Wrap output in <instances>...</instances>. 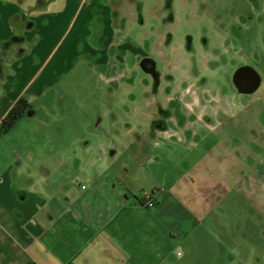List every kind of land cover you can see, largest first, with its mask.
I'll use <instances>...</instances> for the list:
<instances>
[{
    "label": "rangeland",
    "instance_id": "374dc122",
    "mask_svg": "<svg viewBox=\"0 0 264 264\" xmlns=\"http://www.w3.org/2000/svg\"><path fill=\"white\" fill-rule=\"evenodd\" d=\"M114 4L105 64L83 61L72 89L49 105L37 103L36 113L1 136L0 158L12 165L11 174L18 169L28 192L38 181L44 186L42 166L53 161H67L70 176L80 165L143 160L169 173L170 183L174 177L189 182L196 172L200 179L198 171L209 168L220 204L207 226L177 248L178 258L264 264V0ZM144 59L155 61L157 79L143 68ZM241 66L259 73L257 91L238 93L233 75Z\"/></svg>",
    "mask_w": 264,
    "mask_h": 264
},
{
    "label": "crops",
    "instance_id": "0c3cea01",
    "mask_svg": "<svg viewBox=\"0 0 264 264\" xmlns=\"http://www.w3.org/2000/svg\"><path fill=\"white\" fill-rule=\"evenodd\" d=\"M114 1L0 0V124L20 98L30 103L32 116L34 105H49L58 92L72 89L83 61L105 64ZM13 36L21 41L2 46ZM2 161L0 264H189L177 248L207 226L220 204L213 200L209 168L198 171L200 179L196 172L189 182L174 177L170 183L169 173L143 160L80 165L70 176L67 161H53L42 166L44 186L38 181L28 192L18 169L11 174L12 165ZM80 174L87 184H79Z\"/></svg>",
    "mask_w": 264,
    "mask_h": 264
},
{
    "label": "trees",
    "instance_id": "16d2710c",
    "mask_svg": "<svg viewBox=\"0 0 264 264\" xmlns=\"http://www.w3.org/2000/svg\"><path fill=\"white\" fill-rule=\"evenodd\" d=\"M20 41L21 38L13 36L12 38L4 41L2 46L6 48L7 46H10V44L12 45ZM31 112H33V110L30 103L26 100V98H20L14 107L4 116L0 124V137L7 131H10V129L13 128L23 116L28 115Z\"/></svg>",
    "mask_w": 264,
    "mask_h": 264
},
{
    "label": "water",
    "instance_id": "95a60500",
    "mask_svg": "<svg viewBox=\"0 0 264 264\" xmlns=\"http://www.w3.org/2000/svg\"><path fill=\"white\" fill-rule=\"evenodd\" d=\"M233 81L240 93H252L261 86L262 78L252 66H242L236 69Z\"/></svg>",
    "mask_w": 264,
    "mask_h": 264
},
{
    "label": "flooded vegetation",
    "instance_id": "af4514ba",
    "mask_svg": "<svg viewBox=\"0 0 264 264\" xmlns=\"http://www.w3.org/2000/svg\"><path fill=\"white\" fill-rule=\"evenodd\" d=\"M173 18V17H172ZM142 65H143V68L147 71V72H150V73H152L154 76H155V78L157 79L158 78V73H157V71H156V67H157V65H156V63H155V61H153V60H150V59H144L143 61H142ZM242 67V66H241ZM235 84V83H234ZM261 85H262V82H261ZM235 87H236V84H235ZM260 87V86H259ZM236 89H237V87H236ZM258 90V89H257ZM237 91H238V89H237ZM238 93L239 94H250V93H240L239 91H238ZM253 93V92H252ZM165 122V121H164ZM164 124V123H163ZM258 260H260V258H258Z\"/></svg>",
    "mask_w": 264,
    "mask_h": 264
},
{
    "label": "built area",
    "instance_id": "2783aa9c",
    "mask_svg": "<svg viewBox=\"0 0 264 264\" xmlns=\"http://www.w3.org/2000/svg\"><path fill=\"white\" fill-rule=\"evenodd\" d=\"M148 206H154V202H152V201H149V202H147L146 203Z\"/></svg>",
    "mask_w": 264,
    "mask_h": 264
}]
</instances>
